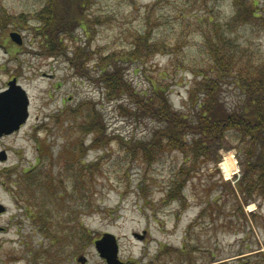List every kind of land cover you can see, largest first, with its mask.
Instances as JSON below:
<instances>
[{
  "label": "rangeland",
  "instance_id": "rangeland-1",
  "mask_svg": "<svg viewBox=\"0 0 264 264\" xmlns=\"http://www.w3.org/2000/svg\"><path fill=\"white\" fill-rule=\"evenodd\" d=\"M47 4L0 0V92L15 78L30 99L27 123L0 138L7 155L0 161V264H82L81 257L107 264L95 248L106 233L116 237L124 264H264V196L248 204L239 189L241 142L228 137L217 157L197 165L167 149L146 161L144 147L160 124L137 115L128 96L109 98L93 79L102 59L140 46L145 55L139 47L140 59L117 67L137 92L164 84L173 107L189 114L195 72L213 64L210 34L229 39L226 54L236 58L229 78L264 72V0H91L90 23L62 36L66 52L52 57L38 31ZM11 33L22 36L21 46ZM78 53L88 55V69ZM223 97L236 106L243 93L226 84ZM101 114L100 136L86 124ZM228 151H235L232 175L222 165Z\"/></svg>",
  "mask_w": 264,
  "mask_h": 264
},
{
  "label": "trees",
  "instance_id": "trees-1",
  "mask_svg": "<svg viewBox=\"0 0 264 264\" xmlns=\"http://www.w3.org/2000/svg\"><path fill=\"white\" fill-rule=\"evenodd\" d=\"M91 0H49V5L38 16L41 21L40 33L47 42V57L63 55L67 46L62 36L72 34L78 28L90 23L88 16ZM241 12V10H239ZM242 13V12H241ZM254 18L257 16L252 15ZM3 23V18H0ZM224 33L217 38L212 34L207 39L211 44L213 64L209 71L195 72V85L189 91L188 104L191 106L189 114H184L173 107L170 94L164 84H154L148 92H137L117 64L128 59H140L138 50L125 56L116 54L102 59L99 63L100 76L93 78L96 83L109 93L111 99H121L128 96L135 106V113L141 117L149 118L160 126L154 137L144 147L146 161L153 160L162 150L178 151L185 155L186 162L197 165L198 162L213 160V156L225 146L226 139L236 137L243 147L236 146L243 151L245 161L244 176L239 181V189L244 195L246 203L254 194L264 196V72L255 74L238 71L235 76L236 58L233 53H227L226 42H229ZM215 40V41H214ZM142 48V47H140ZM146 49H141L145 55ZM151 51V50H150ZM226 51V52H225ZM87 54L78 53L77 59L83 67H87ZM109 60V63H105ZM74 60L73 62H75ZM75 66L78 73L84 74L77 61ZM236 84L243 93L242 100L236 106H228L223 97L224 86ZM103 115L95 116L86 125L91 132L104 134ZM83 125L79 127L83 129ZM99 138H96L94 145ZM220 160V158H216ZM182 175L174 182L170 196L179 192L180 182L185 176H191L192 166L184 170ZM195 172V170H194ZM94 177V176H93ZM94 179V178H93ZM35 182L30 179L28 185ZM94 183V180H93ZM33 186V185H31ZM94 210V209H93ZM92 211V210H91ZM55 239L52 241L55 243ZM57 243V241H56Z\"/></svg>",
  "mask_w": 264,
  "mask_h": 264
},
{
  "label": "water",
  "instance_id": "water-1",
  "mask_svg": "<svg viewBox=\"0 0 264 264\" xmlns=\"http://www.w3.org/2000/svg\"><path fill=\"white\" fill-rule=\"evenodd\" d=\"M10 37L18 44H23L22 36L19 33H11ZM30 99L29 96L17 82L13 79L8 84V89L0 92V138L12 135L18 132L24 126L30 116L29 113ZM5 152L0 153V161H6ZM6 208L0 204V215L5 213ZM142 239V235H135ZM95 247L100 257L107 264H124L119 259V250L117 239L114 235L106 233L96 241ZM78 261L82 264L87 262L86 258L81 257Z\"/></svg>",
  "mask_w": 264,
  "mask_h": 264
},
{
  "label": "bare ground",
  "instance_id": "bare-ground-1",
  "mask_svg": "<svg viewBox=\"0 0 264 264\" xmlns=\"http://www.w3.org/2000/svg\"><path fill=\"white\" fill-rule=\"evenodd\" d=\"M235 151H228L223 154L224 162L222 163L223 168L228 173V175H232L236 172L235 169ZM254 205L250 207V210H255Z\"/></svg>",
  "mask_w": 264,
  "mask_h": 264
},
{
  "label": "flooded vegetation",
  "instance_id": "flooded-vegetation-1",
  "mask_svg": "<svg viewBox=\"0 0 264 264\" xmlns=\"http://www.w3.org/2000/svg\"><path fill=\"white\" fill-rule=\"evenodd\" d=\"M13 79V78H12Z\"/></svg>",
  "mask_w": 264,
  "mask_h": 264
}]
</instances>
